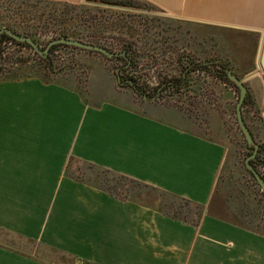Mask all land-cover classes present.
Segmentation results:
<instances>
[{
    "label": "crops",
    "instance_id": "crops-1",
    "mask_svg": "<svg viewBox=\"0 0 264 264\" xmlns=\"http://www.w3.org/2000/svg\"><path fill=\"white\" fill-rule=\"evenodd\" d=\"M144 1L170 19L260 35L251 66L234 71L264 120V0ZM110 92L86 95L58 75L0 80V232L35 244L26 252L0 238V264H66L58 255L77 264H264L257 209L243 201L254 202L256 187L232 175L240 167L222 119L197 121L166 96L136 102ZM83 162L201 205L199 222L77 180ZM234 210L242 222L225 213Z\"/></svg>",
    "mask_w": 264,
    "mask_h": 264
},
{
    "label": "rangeland",
    "instance_id": "rangeland-1",
    "mask_svg": "<svg viewBox=\"0 0 264 264\" xmlns=\"http://www.w3.org/2000/svg\"><path fill=\"white\" fill-rule=\"evenodd\" d=\"M134 1L142 4L141 7L115 6L97 2L64 5L43 2V0H0V25L8 24L19 30L28 31L29 34L24 35L32 34L30 36H34L42 48H45L49 41L58 38L59 36L55 37V34L62 31L81 33L85 38L81 40L103 45L115 52L124 51V48L129 46L130 55L135 59L133 63L128 62L126 58L109 59L95 52L69 47L59 48L51 56L57 65L56 69L60 70L59 80L73 81L76 87L86 95L90 94L92 87H105L111 91L112 96H128L132 101L134 99L137 102L143 95L137 93L127 83H122L123 80L132 79L130 77L134 76L140 87H143V94L149 97L157 96L159 88L156 87H165L163 96L176 100L173 103L178 106L184 105L187 108L189 105L190 112L197 121L204 123L208 121L211 114L217 115L225 125L228 141L232 146L231 150L237 155L241 172L236 168L232 171V175L238 178L239 173L241 174L239 181L241 186L252 184L250 175L245 169V160L249 153L236 117L239 93L233 87L235 94L230 95L231 85L217 79L211 69L202 67H204L203 63L221 56L227 60L230 59L233 69L243 76L256 55L260 35L228 32L219 28L170 19L157 7L146 4L147 1ZM26 9L30 12L27 13ZM44 11H50L51 14L45 13L46 15L40 18ZM61 12H65L66 15H62ZM31 13L34 16H31ZM4 16L6 18H3ZM3 27L8 26H0V28ZM3 49L2 59L5 61L7 70L16 71L18 67H23L13 73L16 76L37 72L33 67L37 64L39 67L43 65L39 56L29 47L7 44L3 46ZM188 58L193 62L191 65L193 71L188 77L190 85L187 88L190 91L186 92L187 89L183 88L182 90L186 93L184 95L173 88H167L168 84L165 82L186 78L185 73L188 69L183 73L181 67L187 63ZM117 68H121V81L118 79ZM48 76L52 74L48 73ZM62 76L63 79H61ZM4 77L3 74L0 79ZM138 83L136 82L137 85ZM154 88L156 91L153 92ZM144 89L152 94H148ZM230 96L232 99L229 98ZM227 99H230L231 103L224 108V100ZM76 166L86 169L82 164H76ZM88 170L94 173L93 169L88 168ZM233 181L237 179H232V183ZM255 187L256 195L251 196L254 202L249 203L250 199L246 197L243 201L246 205L249 204V211L257 209L254 218L259 221V224L256 226L264 231V202L260 198V187ZM140 193L141 196L137 200L162 209L164 207L160 203L168 198L153 190L144 189ZM228 194L233 198L237 195L233 189ZM225 213L237 222L243 220L235 210L225 211ZM0 238L10 246L26 252H31L35 245L1 232ZM58 257L66 264L76 263L75 259L68 256L58 255Z\"/></svg>",
    "mask_w": 264,
    "mask_h": 264
},
{
    "label": "trees",
    "instance_id": "trees-1",
    "mask_svg": "<svg viewBox=\"0 0 264 264\" xmlns=\"http://www.w3.org/2000/svg\"><path fill=\"white\" fill-rule=\"evenodd\" d=\"M19 1H21V0H19ZM86 1L87 2L105 3V4H109V5H115V6L116 5L125 6V7H141L140 5H142V4H137V2L134 0H86ZM43 2H49L52 4L53 3H56V4L63 3L64 5L70 4L67 2L52 1V0H43ZM142 2H144V1L142 0ZM146 4H149L150 7H154L153 5H151L148 2H146ZM0 10H1V8H0ZM26 12L29 13L30 11H28L26 9ZM45 13H49L48 15L51 14L50 11H47V12L44 11L40 15V18H42L43 15H46ZM61 13H62V15H66L65 12H61ZM31 16H34V15H32V13H31ZM59 16L61 18L63 17L61 15H59ZM3 18H6V16H4ZM0 26H8L9 28H11L14 31L21 33V34H29V32L26 30H19L13 26L11 27L8 24H2ZM30 35H32V34H30ZM58 36L59 37L60 36H66V37H72V38L85 39L81 33H69L66 31L56 33L55 37H58ZM32 37L40 45L39 41L34 36H32ZM5 41H12L16 45L31 48V46L29 44L18 42V41L12 39L11 37H9L5 34L0 37V76L3 74L5 75V77L2 79H10V78L12 79V78H18V77H25V76H40V78L44 79L45 81H51L54 79V76L56 77L57 75L61 74L60 70L56 69L57 65L55 64L54 58H52L51 54H53V52L59 48L69 47V48L79 49V48L71 47V46H67V45H56V46L52 47V49L49 52L48 57H44L42 55H39L37 52H35L36 55H38L42 61V64H43V65H41L42 67H39V65L37 64L33 67L35 69V71H37V72L30 73V74H27L25 76H16L13 73L16 72L17 70H21V68H23V67H18L16 69V71L7 70L5 68V61H3V59H2L3 50H4L3 49V43ZM80 50H83V49H80ZM124 51L126 52L127 57L130 56V57H128L129 60L132 63L135 62V59L133 58V56L130 55V47L129 46L125 47ZM89 52H92V51H89ZM117 58L124 59L125 57L119 56V57H115L114 59H117ZM187 60H188L187 63H184L181 67V70L183 73H184V71H186L188 69L185 73L186 78H181L178 80L172 79V80H167L166 82L164 81L166 84H168L167 88H173V89H175V91H177L181 94L185 92L182 90L183 88H186L187 90H189V88H187L190 85V83H189L190 79L188 77L190 76L191 71H193V66H191L193 64V62H191L190 58H188ZM194 65H195V63H194ZM203 66H204V67H202L203 69H207V68L211 69V71L213 72V74L215 75V77L217 79H219L220 81H222L226 84L231 85L232 87H234L236 92L239 93V89L236 86V84L234 82H232L227 77V71L228 70L234 71L233 67L229 64L228 61H224L221 58H213V59H210L209 61L205 62V64L203 63ZM61 70H63V69H61ZM48 73L52 74V76L49 77ZM130 78H132L133 80H135L138 83L137 79H135L136 77L132 76ZM138 87L140 88L141 91H143L142 90L143 87L142 86L140 87L139 83H138ZM156 88L160 89V87H156ZM164 88L160 89V91H161L160 96H163ZM159 89H158V91H159ZM144 91L147 92L148 94L150 93V92H148L147 89H144ZM154 91H156V89ZM150 94H152V93H150ZM154 94H156V92ZM243 115H244V119L246 121V124L248 125V127L252 133V136L254 137V139L259 144V148L257 151L256 158L252 160V164L258 169V171L261 172L260 167L262 165H264V120H263L262 116L260 115L259 109L257 108L256 103H255V100L253 98H251L249 93H248L247 98H246L244 105H243ZM242 136L244 138L248 153L250 155L251 152L253 151V147L248 146L243 133H242ZM77 162H80V161H77ZM70 165H71V162H70ZM82 165L85 166L86 169H83L82 167L79 166L78 170H76V175L73 176L74 178H76L77 180H80L84 183H87V184L96 186L100 189H103V190H105V191H107L113 195H116V196H119L122 198H129V199L135 200L141 196L140 192H142L144 189L159 192L160 195H162L164 197H168L165 203H163V202L160 203V204H162V207H164L163 209L160 208L161 210L167 212L168 214H170L171 216L176 217V218H181V219H186V220L192 219L195 223L199 222V218L204 211V207H202L201 205L192 203L189 200L179 198L175 195L166 194L165 192L157 190L154 187L146 185V184H144L140 181H137L133 178H129L127 176L118 174V173L111 171L109 169H106L104 167H101V166H98V165H95L92 163H88V162H83ZM88 168H91V170L93 169L92 171L94 173L88 172L89 171ZM245 169H246L247 173L250 175V178H251L253 184L258 187L259 185L256 182L252 173L247 168H245ZM68 173H69V169H68ZM260 195H261V197H260L261 200L264 202V194L262 193L261 189H260ZM194 214H195V216H194Z\"/></svg>",
    "mask_w": 264,
    "mask_h": 264
},
{
    "label": "water",
    "instance_id": "water-1",
    "mask_svg": "<svg viewBox=\"0 0 264 264\" xmlns=\"http://www.w3.org/2000/svg\"><path fill=\"white\" fill-rule=\"evenodd\" d=\"M4 34L11 37L12 39H14L18 42L29 44L35 52H37L39 55H42L44 57H48L49 52L52 49V47H54L56 45H67V46L76 47V48L87 50V51L96 52V53H99L101 55H104L105 57H107L109 59L119 57V56H124L128 60V62H130L125 51L115 52V51L108 49L107 47H105L103 45L87 42V41L77 39V38L61 36V37H58V38H55V39L49 41V43L46 45V47L42 48L32 36L18 33L9 27L0 28V37ZM120 69L121 68H117V75H118V79L121 81L122 76H121ZM259 69H261L264 73V36H263L262 47H261L260 56H259ZM252 74H254V73L249 74V76H251ZM227 77L232 82H234L239 89V98H238V101L236 104L237 122H238V125L240 127L241 132L245 136V139H246L248 146L253 147V151L246 158L245 164H246L247 169L254 176V178H255L256 182L258 183L262 193L264 194V177L260 173V171H258V169L252 164V160L256 158L257 151L259 148V144L254 139V137L252 136V133H251L248 125L246 124V121H245L244 115H243V105H244V102H245L247 95H248V87L246 85V77H240L232 70L227 71ZM122 83L129 84L131 87H133V89L137 93H139V94H141L147 98L156 99V97L158 95L160 96V94H161L160 89L158 91L157 96L149 97V96L143 94L133 79L123 80Z\"/></svg>",
    "mask_w": 264,
    "mask_h": 264
},
{
    "label": "built area",
    "instance_id": "built-area-1",
    "mask_svg": "<svg viewBox=\"0 0 264 264\" xmlns=\"http://www.w3.org/2000/svg\"><path fill=\"white\" fill-rule=\"evenodd\" d=\"M7 44H14L12 41H5L4 43H3V46L5 47ZM16 45V44H15ZM156 88H154L152 91H154ZM161 89V88H160ZM148 92H149V90H148ZM260 170H261V174L263 175V177H264V165H262L261 167H260Z\"/></svg>",
    "mask_w": 264,
    "mask_h": 264
}]
</instances>
